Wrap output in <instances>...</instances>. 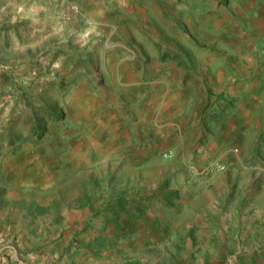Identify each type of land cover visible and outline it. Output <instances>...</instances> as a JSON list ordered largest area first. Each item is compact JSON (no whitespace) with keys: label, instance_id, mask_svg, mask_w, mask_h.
<instances>
[{"label":"rangeland","instance_id":"obj_1","mask_svg":"<svg viewBox=\"0 0 264 264\" xmlns=\"http://www.w3.org/2000/svg\"><path fill=\"white\" fill-rule=\"evenodd\" d=\"M0 264H264V0H0Z\"/></svg>","mask_w":264,"mask_h":264},{"label":"built area","instance_id":"obj_2","mask_svg":"<svg viewBox=\"0 0 264 264\" xmlns=\"http://www.w3.org/2000/svg\"><path fill=\"white\" fill-rule=\"evenodd\" d=\"M164 157L165 158H168L170 157V154L169 153H165L164 154ZM225 170V167L223 164L221 163H218V162H214V163H211L210 165H208L204 170H203V173L204 174H208V173H211V172H222Z\"/></svg>","mask_w":264,"mask_h":264}]
</instances>
